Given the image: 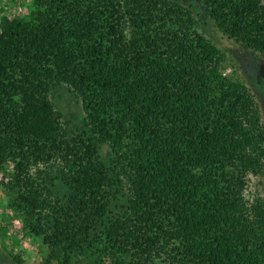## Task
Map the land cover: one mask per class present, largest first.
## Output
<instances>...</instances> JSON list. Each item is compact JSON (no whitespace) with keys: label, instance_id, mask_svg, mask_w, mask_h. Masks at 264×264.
I'll list each match as a JSON object with an SVG mask.
<instances>
[{"label":"trees","instance_id":"1","mask_svg":"<svg viewBox=\"0 0 264 264\" xmlns=\"http://www.w3.org/2000/svg\"><path fill=\"white\" fill-rule=\"evenodd\" d=\"M197 1L264 55L261 0ZM194 4L31 0L0 20V188L44 264H264V198L245 196L264 125ZM58 85L80 125L51 101Z\"/></svg>","mask_w":264,"mask_h":264},{"label":"rangeland","instance_id":"2","mask_svg":"<svg viewBox=\"0 0 264 264\" xmlns=\"http://www.w3.org/2000/svg\"><path fill=\"white\" fill-rule=\"evenodd\" d=\"M179 1L190 3L192 0ZM261 1L264 3V0ZM30 7L31 0H0V20L4 16L8 18L26 16ZM193 12L198 19V28L225 54L223 73L245 84L257 104L264 125V55L244 48L237 41L222 34L207 16L205 6L201 2L195 0ZM50 99L55 108L62 113L64 120L75 126L81 124L84 115L81 103L67 86H56L50 93ZM106 151L107 147L102 145L103 157ZM7 179L8 176L0 172V183ZM245 196L251 200L257 196L264 198V172L258 176H249ZM6 202L7 196L0 188V229L6 230L3 236L0 232V264H14L9 258L10 252L20 254L24 264H44L42 257L46 253L45 246L37 238L26 236L21 232L22 221L12 209L7 208ZM107 261L105 260V263ZM71 264L93 263L84 256H78L73 258Z\"/></svg>","mask_w":264,"mask_h":264}]
</instances>
